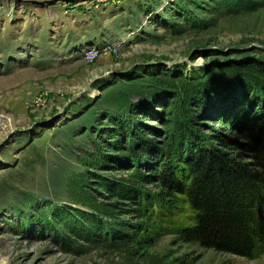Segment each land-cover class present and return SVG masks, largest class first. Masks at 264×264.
Returning a JSON list of instances; mask_svg holds the SVG:
<instances>
[{"label": "rangeland", "instance_id": "1", "mask_svg": "<svg viewBox=\"0 0 264 264\" xmlns=\"http://www.w3.org/2000/svg\"><path fill=\"white\" fill-rule=\"evenodd\" d=\"M111 41L122 43L118 55L82 57ZM246 56L264 60V0H0V264H124L110 249L64 253L44 233L70 204L80 158L100 149L114 119L158 96L153 75L216 77L208 70ZM168 204L148 222L157 234L148 254L164 264H264V255L180 241L194 213L184 195Z\"/></svg>", "mask_w": 264, "mask_h": 264}, {"label": "trees", "instance_id": "2", "mask_svg": "<svg viewBox=\"0 0 264 264\" xmlns=\"http://www.w3.org/2000/svg\"><path fill=\"white\" fill-rule=\"evenodd\" d=\"M213 71L220 74L196 80L153 75L158 96L114 119L100 149L80 158L85 170L69 180L70 204L43 226L60 250L110 249L124 264H164L146 251L157 235L148 222L181 194L194 219L180 241L264 255V60L232 59ZM208 121L224 129H207Z\"/></svg>", "mask_w": 264, "mask_h": 264}, {"label": "built area", "instance_id": "3", "mask_svg": "<svg viewBox=\"0 0 264 264\" xmlns=\"http://www.w3.org/2000/svg\"><path fill=\"white\" fill-rule=\"evenodd\" d=\"M122 49L120 42H106L98 45H92L83 50V58L86 62H92L104 55H118Z\"/></svg>", "mask_w": 264, "mask_h": 264}]
</instances>
